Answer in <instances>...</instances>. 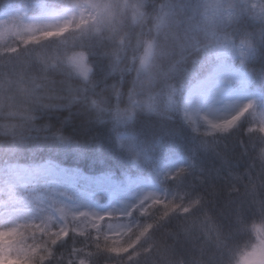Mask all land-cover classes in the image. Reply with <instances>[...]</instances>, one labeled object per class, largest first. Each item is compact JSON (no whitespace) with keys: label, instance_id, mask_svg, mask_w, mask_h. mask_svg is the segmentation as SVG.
Wrapping results in <instances>:
<instances>
[{"label":"trees","instance_id":"obj_1","mask_svg":"<svg viewBox=\"0 0 264 264\" xmlns=\"http://www.w3.org/2000/svg\"><path fill=\"white\" fill-rule=\"evenodd\" d=\"M208 1L145 0L147 11L156 14L145 24L118 27L112 42L101 43L84 21L71 18L66 35H28L17 27L0 35V94L12 90L18 98L36 89L46 106L37 116L39 128L28 119L0 126V139L6 132L14 137L9 146L0 143V179L34 172L35 183L50 180L49 187L61 174L74 188L87 181L127 188L168 173L146 206L117 217L123 223L119 230L91 218L53 226L39 212L12 217L2 208L0 227L14 225L31 238L32 259L25 264H241L254 247L253 227L264 225V127L253 112L211 124L185 117L181 105L221 67L239 72L246 90L264 95V13L252 18L237 0L217 8L206 7ZM67 3L0 0V16L20 8L30 19L67 9ZM149 27L163 28L175 45L183 86L163 97L84 101L85 91L77 85L119 79L123 58ZM76 54L83 56L87 81L69 63ZM127 82L125 77V89ZM48 125L57 136H67V147L47 140ZM42 170L51 175L39 176Z\"/></svg>","mask_w":264,"mask_h":264},{"label":"rangeland","instance_id":"obj_2","mask_svg":"<svg viewBox=\"0 0 264 264\" xmlns=\"http://www.w3.org/2000/svg\"><path fill=\"white\" fill-rule=\"evenodd\" d=\"M225 0H209L208 8H217ZM244 4V11L250 17L264 13V1L237 0ZM20 8L8 9L0 16V35L14 27L28 35H58L64 32L70 20L71 10H51L41 16L24 19ZM238 55V50H234ZM75 75L83 81L88 79V71L83 63V56L76 54L69 58ZM181 112L187 118H200L211 124L226 123L229 120L253 114L254 119L264 127V95L248 91L243 87V77L232 68H218L214 74L198 87L190 90L181 105ZM253 112V113H252ZM175 165H171L174 167ZM177 168H174V171ZM51 175L49 170H42L39 176ZM153 182L130 184L127 188L87 181L83 188H74L70 180L61 174L50 186L48 182L35 183L34 172H11L4 174L0 182V210L7 208L13 216L27 212H39L53 226L70 220L80 223L91 218L104 219L111 228H121L122 221L117 219L133 208L141 209L157 194V185L168 176L163 172ZM161 176V177H160ZM90 187V188H89ZM143 208V207H142ZM120 221V222H119ZM254 247L241 260V264H264V225L253 227Z\"/></svg>","mask_w":264,"mask_h":264},{"label":"clouds","instance_id":"obj_3","mask_svg":"<svg viewBox=\"0 0 264 264\" xmlns=\"http://www.w3.org/2000/svg\"><path fill=\"white\" fill-rule=\"evenodd\" d=\"M67 7L71 10L70 18L77 23L84 21L94 38L101 43L116 41L118 27L124 28L129 22L133 25L138 22L145 24L156 14L155 9L151 13L147 11L145 0H68ZM98 55L108 59L102 52ZM123 62L125 67L119 79L105 78L95 83L78 84L77 87L85 91L84 101H89L91 97L90 103L94 105L98 99L110 101L114 95H119L122 100L125 97H142L153 93L163 97L174 87L183 86L184 73L179 54L163 28L149 27L147 31H141L136 45L131 49V55H125ZM125 77L128 78L126 89L123 87ZM92 79L96 80L94 71ZM60 91H64L63 87ZM68 103L73 105L82 102L68 99ZM45 110L42 95L37 94L36 89H32V95H21L18 98L12 90L0 94V126L8 127L17 119H28L39 128L36 124L37 116ZM47 130L48 141L62 147L68 146L67 136H57L50 130V125ZM0 143L9 146L14 143V137L6 132ZM28 143L19 145V149ZM17 239L22 242V247H15L14 241ZM30 239L14 225L0 227V264H25L30 261Z\"/></svg>","mask_w":264,"mask_h":264},{"label":"snow or ice","instance_id":"obj_4","mask_svg":"<svg viewBox=\"0 0 264 264\" xmlns=\"http://www.w3.org/2000/svg\"><path fill=\"white\" fill-rule=\"evenodd\" d=\"M169 104H171V97H169ZM213 127H217V125H213ZM262 135H264V133H262Z\"/></svg>","mask_w":264,"mask_h":264}]
</instances>
